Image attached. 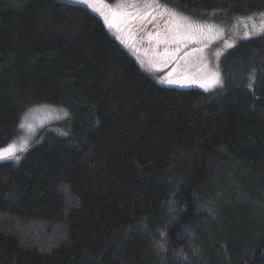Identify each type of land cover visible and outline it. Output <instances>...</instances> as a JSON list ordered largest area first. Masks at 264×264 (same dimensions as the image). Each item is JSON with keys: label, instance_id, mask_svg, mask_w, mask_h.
Returning <instances> with one entry per match:
<instances>
[{"label": "trees", "instance_id": "1", "mask_svg": "<svg viewBox=\"0 0 264 264\" xmlns=\"http://www.w3.org/2000/svg\"><path fill=\"white\" fill-rule=\"evenodd\" d=\"M113 2L115 0H107ZM200 18L264 0H163ZM212 91L159 84L88 8L0 0V149L32 108L69 113L0 163V264H264V32Z\"/></svg>", "mask_w": 264, "mask_h": 264}, {"label": "rangeland", "instance_id": "2", "mask_svg": "<svg viewBox=\"0 0 264 264\" xmlns=\"http://www.w3.org/2000/svg\"><path fill=\"white\" fill-rule=\"evenodd\" d=\"M88 8L109 34L159 84L174 89L212 91L222 85L220 60L240 41L264 32V13L245 18H200L163 0H61ZM147 30L145 42L139 32ZM65 108L42 105L23 117L20 135L0 149V163L19 159L51 129L67 135Z\"/></svg>", "mask_w": 264, "mask_h": 264}, {"label": "flooded vegetation", "instance_id": "3", "mask_svg": "<svg viewBox=\"0 0 264 264\" xmlns=\"http://www.w3.org/2000/svg\"><path fill=\"white\" fill-rule=\"evenodd\" d=\"M146 37H148L147 35V30L142 33V32H139V41L140 42H145V40L147 39Z\"/></svg>", "mask_w": 264, "mask_h": 264}]
</instances>
